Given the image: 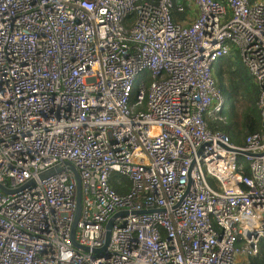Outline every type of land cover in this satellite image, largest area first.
Returning <instances> with one entry per match:
<instances>
[{"label":"built area","instance_id":"obj_1","mask_svg":"<svg viewBox=\"0 0 264 264\" xmlns=\"http://www.w3.org/2000/svg\"><path fill=\"white\" fill-rule=\"evenodd\" d=\"M236 55L261 120L242 145L209 125ZM0 184V264H254L264 0H0Z\"/></svg>","mask_w":264,"mask_h":264},{"label":"trees","instance_id":"obj_2","mask_svg":"<svg viewBox=\"0 0 264 264\" xmlns=\"http://www.w3.org/2000/svg\"><path fill=\"white\" fill-rule=\"evenodd\" d=\"M237 58V55L234 59L229 56L223 57L218 70H214L222 94L228 99V105L223 111L225 120L210 121L209 125L222 130L234 144L242 145L247 135L261 129V120L257 108L256 83L252 77L251 83L246 82L245 66L240 64ZM116 178L119 176H113L110 185L119 193L125 192L128 181L122 179L119 183ZM253 262L264 264V240L260 241L259 252L253 258Z\"/></svg>","mask_w":264,"mask_h":264},{"label":"water","instance_id":"obj_3","mask_svg":"<svg viewBox=\"0 0 264 264\" xmlns=\"http://www.w3.org/2000/svg\"><path fill=\"white\" fill-rule=\"evenodd\" d=\"M67 165L72 169L73 174L75 176V180H76V209H75L74 221H73L72 230H71V239H72L74 245H78L73 237H74V230H75V227H76V223H77L79 215H80L82 186H81L79 175H78L76 169L69 163ZM60 169H61V165L58 164L53 169H50V170L44 172L43 174H41V177L49 175V174L53 173L54 171H59ZM0 189L3 190L4 192H10L11 191L10 189H7V188L3 187L1 184H0ZM110 227H111V220H109L106 223L105 244H104L103 248H105V246L107 245V243L109 241ZM84 248L86 250L88 249L87 247H84Z\"/></svg>","mask_w":264,"mask_h":264},{"label":"rangeland","instance_id":"obj_4","mask_svg":"<svg viewBox=\"0 0 264 264\" xmlns=\"http://www.w3.org/2000/svg\"><path fill=\"white\" fill-rule=\"evenodd\" d=\"M237 60L240 62V64H242L241 63V61H240V59L239 58H237ZM221 62V61H220ZM220 62L219 61H216L215 63H214V70H218V68H219V66H220ZM243 65V64H242ZM244 70H245V75H246V77H247V79H246V82H250L251 83V81H252V79H251V75L249 74V72L247 71V69L244 67ZM254 84V83H253ZM255 85V84H254ZM255 87H256V90H257V92H258V87L255 85ZM257 97H258V94H257ZM225 104H224V109L227 107V105H228V99L227 98H225V102H224Z\"/></svg>","mask_w":264,"mask_h":264},{"label":"bare ground","instance_id":"obj_5","mask_svg":"<svg viewBox=\"0 0 264 264\" xmlns=\"http://www.w3.org/2000/svg\"><path fill=\"white\" fill-rule=\"evenodd\" d=\"M221 60H222V58L216 59V60L214 61V63H215L216 61H219V62H220Z\"/></svg>","mask_w":264,"mask_h":264}]
</instances>
